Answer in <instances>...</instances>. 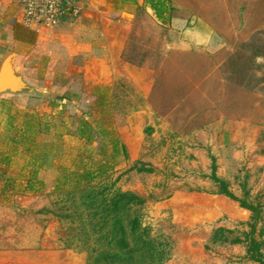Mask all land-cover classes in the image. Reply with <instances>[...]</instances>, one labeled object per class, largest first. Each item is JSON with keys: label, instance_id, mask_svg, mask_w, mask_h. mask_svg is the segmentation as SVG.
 <instances>
[{"label": "rangeland", "instance_id": "rangeland-1", "mask_svg": "<svg viewBox=\"0 0 264 264\" xmlns=\"http://www.w3.org/2000/svg\"><path fill=\"white\" fill-rule=\"evenodd\" d=\"M168 6L163 24L142 12L122 28L121 57L133 66L117 62L115 76L63 52L59 24L7 48L21 83L0 102V264H86L73 191L85 172L144 199L142 224L169 247L164 264H258L250 238L264 255V0ZM190 26L209 44L171 48ZM31 116L49 127L26 144L20 129ZM81 122L90 142L77 135ZM34 158L41 184L28 190ZM212 158L231 192L260 210L254 228L250 211L215 193ZM220 227L232 231L226 240L213 236Z\"/></svg>", "mask_w": 264, "mask_h": 264}, {"label": "trees", "instance_id": "trees-1", "mask_svg": "<svg viewBox=\"0 0 264 264\" xmlns=\"http://www.w3.org/2000/svg\"><path fill=\"white\" fill-rule=\"evenodd\" d=\"M147 4L160 17L168 13V0H145ZM27 116V115H26ZM40 121L35 116L25 118L20 129L21 141L33 144L34 136L40 131L47 132L48 124L40 128ZM90 126L81 122L77 127V135L90 142L92 137L87 133ZM27 141V142H25ZM29 141V142H28ZM29 150L28 146L26 148ZM34 158V169L27 180L25 189H34V184H41L35 177L37 169L43 165L42 161ZM5 163L9 157L3 158ZM211 180L217 185L215 193L223 194L232 200L238 201L240 206L252 213L254 223L260 218V210L249 204L245 199L236 197L228 188V182L216 175V166L212 158ZM73 186V191H78L79 219L78 233L82 235L81 245L87 253L86 264H164L169 257L168 244L151 235L150 228L141 222L140 208L144 199L132 191L111 189L104 184L91 182V176L85 172ZM246 193V192H245ZM72 217L73 214H66ZM231 230L217 228L213 236L215 240L224 239L223 233ZM232 242H240L235 238ZM260 243L254 238L249 239L247 253L249 258L258 264H264V255L260 251Z\"/></svg>", "mask_w": 264, "mask_h": 264}, {"label": "crops", "instance_id": "crops-1", "mask_svg": "<svg viewBox=\"0 0 264 264\" xmlns=\"http://www.w3.org/2000/svg\"><path fill=\"white\" fill-rule=\"evenodd\" d=\"M17 2L18 0H0V67L3 60L10 56L6 54L9 45L23 44L22 42L34 33L20 22ZM80 7L78 18L72 22L63 19L55 29L56 32H52L60 39L63 52L84 57V61L94 62L95 66L104 70L110 77L115 76L114 67L117 62L122 63L126 69L133 66L121 57L126 47L125 38L119 34L123 31L122 28L130 27L142 12L154 24H163L168 19L165 13L158 17L145 0H82ZM170 22L171 25L180 26L182 21L172 17ZM77 28L75 34L74 30ZM180 29L176 32L177 40L171 48L206 46L212 39L208 32L194 26ZM68 37L72 38L70 44L66 43ZM10 64L12 66V59ZM11 92L8 89L1 90L0 102L9 98Z\"/></svg>", "mask_w": 264, "mask_h": 264}, {"label": "built area", "instance_id": "built-area-1", "mask_svg": "<svg viewBox=\"0 0 264 264\" xmlns=\"http://www.w3.org/2000/svg\"><path fill=\"white\" fill-rule=\"evenodd\" d=\"M21 22L27 28L39 31L41 27H55L63 19L76 16L80 0H21Z\"/></svg>", "mask_w": 264, "mask_h": 264}, {"label": "water", "instance_id": "water-1", "mask_svg": "<svg viewBox=\"0 0 264 264\" xmlns=\"http://www.w3.org/2000/svg\"><path fill=\"white\" fill-rule=\"evenodd\" d=\"M11 58L7 57L3 60L0 67V91L4 89L15 90L17 85L21 83V79L13 72L10 64Z\"/></svg>", "mask_w": 264, "mask_h": 264}]
</instances>
